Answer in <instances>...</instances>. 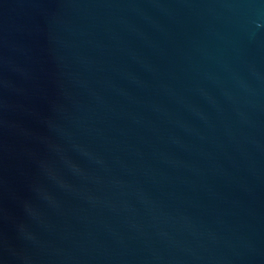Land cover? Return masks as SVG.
I'll return each instance as SVG.
<instances>
[{"label": "water", "instance_id": "1", "mask_svg": "<svg viewBox=\"0 0 264 264\" xmlns=\"http://www.w3.org/2000/svg\"><path fill=\"white\" fill-rule=\"evenodd\" d=\"M0 264H264V0H0Z\"/></svg>", "mask_w": 264, "mask_h": 264}]
</instances>
